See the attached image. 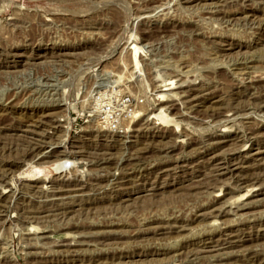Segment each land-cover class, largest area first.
I'll return each mask as SVG.
<instances>
[{"label":"rangeland","instance_id":"obj_1","mask_svg":"<svg viewBox=\"0 0 264 264\" xmlns=\"http://www.w3.org/2000/svg\"><path fill=\"white\" fill-rule=\"evenodd\" d=\"M0 264H264V0H0Z\"/></svg>","mask_w":264,"mask_h":264},{"label":"water","instance_id":"obj_2","mask_svg":"<svg viewBox=\"0 0 264 264\" xmlns=\"http://www.w3.org/2000/svg\"><path fill=\"white\" fill-rule=\"evenodd\" d=\"M71 166H72V163L67 161V162H65V165L61 170H57L56 168L52 167V171H54V173H56V174H61V172L64 173L65 171L69 170Z\"/></svg>","mask_w":264,"mask_h":264},{"label":"bare ground","instance_id":"obj_3","mask_svg":"<svg viewBox=\"0 0 264 264\" xmlns=\"http://www.w3.org/2000/svg\"><path fill=\"white\" fill-rule=\"evenodd\" d=\"M125 65H126V64H125ZM126 68H127V67H126ZM67 160H68V159H64V160H62V161L57 162L56 169H57V170H61V169L64 167L65 162H67ZM61 174H63V172H61Z\"/></svg>","mask_w":264,"mask_h":264}]
</instances>
